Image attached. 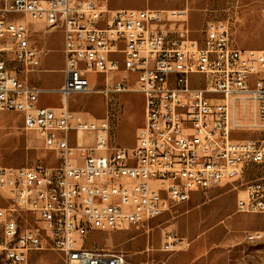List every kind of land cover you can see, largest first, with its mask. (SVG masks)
<instances>
[{
	"label": "built area",
	"instance_id": "obj_1",
	"mask_svg": "<svg viewBox=\"0 0 264 264\" xmlns=\"http://www.w3.org/2000/svg\"><path fill=\"white\" fill-rule=\"evenodd\" d=\"M186 16L185 9H112L108 0H0V111L20 113L23 128L58 160L0 165V264H28L44 250L64 264H126L119 249L84 247L85 234L144 226L192 192L218 186H243L236 211L264 216V176L245 181L264 166V128L257 138L235 136L243 125L264 127V49L234 46L223 21L200 40L172 35L167 24ZM27 20L62 31L57 88L27 80L41 63ZM88 74L102 75L104 88ZM107 91L142 97L130 147L112 141L107 117L68 109L74 94ZM43 93L59 94L61 106H36ZM248 103L251 125L241 119ZM170 238L165 251L177 246ZM244 242L264 245V229L246 231Z\"/></svg>",
	"mask_w": 264,
	"mask_h": 264
},
{
	"label": "rangeland",
	"instance_id": "obj_2",
	"mask_svg": "<svg viewBox=\"0 0 264 264\" xmlns=\"http://www.w3.org/2000/svg\"><path fill=\"white\" fill-rule=\"evenodd\" d=\"M108 7L112 9H185L187 11L185 21L167 24L172 35L200 40L209 25L223 21L228 25L234 46L264 49V0H108ZM42 63L44 66L54 67L57 64L55 54L44 52ZM88 78L93 85L104 88L106 82L102 75L88 74ZM27 80L42 87H58L62 83V74L55 70L40 74L31 72L27 74ZM107 84L110 86V78ZM59 103L58 94L43 93L39 96L36 106H56ZM237 105L241 107V103L237 102ZM68 108L81 112L85 117H107L112 125V141L127 147L132 146L135 129L143 120L142 97L136 92L107 91L74 94L68 100ZM246 108V115L241 119L246 125H251L254 122L253 105L248 103ZM263 128L247 129L243 125L242 131L236 132L235 136L257 138L263 135ZM57 161L56 154L44 148L35 131L23 128L20 113L0 111V165L30 167L41 163L45 166H53ZM262 176H264V166H255L247 174L245 181L249 182ZM242 188L243 186L240 187ZM218 199L224 205V213H229L226 210L235 202L236 193H223ZM177 205L163 214L171 219L176 218L181 213ZM249 216L245 213H236L226 220V224L236 231L239 227L247 226L245 219ZM149 229L151 232L150 226ZM111 240L112 237L107 233L92 230L85 234L83 245L90 249H103V246ZM112 249L118 248L112 247L109 250ZM229 249L232 253L227 264H264L263 244L243 241ZM35 254H43V257L31 258V264H64L58 252L44 250ZM125 261L129 264L127 258Z\"/></svg>",
	"mask_w": 264,
	"mask_h": 264
},
{
	"label": "crops",
	"instance_id": "obj_3",
	"mask_svg": "<svg viewBox=\"0 0 264 264\" xmlns=\"http://www.w3.org/2000/svg\"><path fill=\"white\" fill-rule=\"evenodd\" d=\"M27 21L29 28L33 31L31 42L41 51L40 68L35 73H47L55 70L62 74V31H47L42 28L40 23L33 20ZM46 51L55 54L57 64L54 67L44 66L42 63V55ZM60 106L61 99L56 106L38 107L59 108ZM225 187L227 189H224ZM227 192H235L237 199L243 194V189L218 186L205 192H192L187 201L178 203L177 206L181 213L174 219L168 218L166 214L162 213L163 215L150 220L144 226H132L127 230L104 232L111 236L112 240L103 246V249L118 248L125 254L129 264H227L232 253L229 248L243 242L246 231L264 229L263 215L248 214L249 218L245 219L247 226L239 227L233 231L226 224V220L238 213L236 199L226 210L229 213H224V205L218 199ZM149 226L152 229L151 232ZM167 234L172 237L170 239L177 242L176 248L172 251L162 249ZM35 253L37 252L30 255L28 264H31V258L43 257V254Z\"/></svg>",
	"mask_w": 264,
	"mask_h": 264
},
{
	"label": "bare ground",
	"instance_id": "obj_4",
	"mask_svg": "<svg viewBox=\"0 0 264 264\" xmlns=\"http://www.w3.org/2000/svg\"><path fill=\"white\" fill-rule=\"evenodd\" d=\"M67 264H74V262H67Z\"/></svg>",
	"mask_w": 264,
	"mask_h": 264
}]
</instances>
